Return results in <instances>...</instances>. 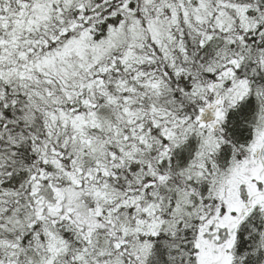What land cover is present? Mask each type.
Masks as SVG:
<instances>
[{"label":"trees","instance_id":"16d2710c","mask_svg":"<svg viewBox=\"0 0 264 264\" xmlns=\"http://www.w3.org/2000/svg\"><path fill=\"white\" fill-rule=\"evenodd\" d=\"M263 10L0 0V264H99L110 251L193 264L200 226L212 238L234 195L251 209L234 221L229 264H264V197H250L264 170L249 158L264 128ZM77 40L87 49L58 57ZM217 96L223 121L205 135L195 118Z\"/></svg>","mask_w":264,"mask_h":264},{"label":"rangeland","instance_id":"374dc122","mask_svg":"<svg viewBox=\"0 0 264 264\" xmlns=\"http://www.w3.org/2000/svg\"><path fill=\"white\" fill-rule=\"evenodd\" d=\"M86 49H87V47H85V42L83 40H77L76 42L66 46V48L63 50L62 53H60L58 55V57H61L63 54H65L71 50H75V51H77V53H80ZM244 92H245V86L243 83L237 84L235 86V88H233L231 90L233 99H236L238 96L242 95ZM213 103H214L213 106L217 105L215 107L216 108V117H217V121H219L222 117V110H223L222 105H221V99H219V100L216 99ZM210 115H211V113H210ZM195 122L198 123L197 121H195ZM81 124L82 123H79L78 125L81 126ZM262 135L264 136V128L260 134L257 133V135L255 137L256 143L257 142L259 143L261 141ZM255 140H254V142H255ZM254 170H255V174L257 172H259L258 174L261 175V173H260L261 168H254ZM250 193H252V192L250 191ZM96 194H98V193H96ZM228 201H229V205L227 204V209H231L234 211H237L240 209L241 205L238 202V196L237 195L232 196V198H230ZM230 219H231V217H230ZM219 221H220V224L226 223V219L224 220V217L222 215L219 217ZM224 226L225 225H223V227ZM226 226H228V228H231L232 222L228 221ZM199 250H200V252L198 253V259L200 262H204L205 264H229V262L225 263L222 256L221 257H215L213 255L212 256H208L207 254L203 255V253H201L202 252L201 246H199ZM215 250L217 251V253L221 254L222 248H215ZM147 254H149V246L146 244H143L140 247L139 257L143 258Z\"/></svg>","mask_w":264,"mask_h":264},{"label":"flooded vegetation","instance_id":"af4514ba","mask_svg":"<svg viewBox=\"0 0 264 264\" xmlns=\"http://www.w3.org/2000/svg\"><path fill=\"white\" fill-rule=\"evenodd\" d=\"M234 68H236V65H234ZM227 73H229V74L231 73V69H230V67L228 68ZM203 128H204L205 131L207 130V128H208L209 131H215V130L213 129V126H211V129L209 128V126H204ZM258 157H259V156H258ZM219 236H220V235L217 233V231H215V232H214V238H215V240H218L216 237H219ZM204 240L208 243V239H207V238H205Z\"/></svg>","mask_w":264,"mask_h":264},{"label":"bare ground","instance_id":"6f19581e","mask_svg":"<svg viewBox=\"0 0 264 264\" xmlns=\"http://www.w3.org/2000/svg\"><path fill=\"white\" fill-rule=\"evenodd\" d=\"M167 84V83H166ZM171 88V87H170ZM192 196V195H191ZM168 236V235H167Z\"/></svg>","mask_w":264,"mask_h":264}]
</instances>
